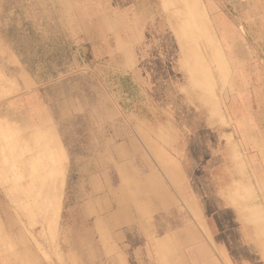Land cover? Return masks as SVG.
Wrapping results in <instances>:
<instances>
[{
	"label": "rangeland",
	"instance_id": "1",
	"mask_svg": "<svg viewBox=\"0 0 264 264\" xmlns=\"http://www.w3.org/2000/svg\"><path fill=\"white\" fill-rule=\"evenodd\" d=\"M190 2L0 0V264H264V0H195L219 70Z\"/></svg>",
	"mask_w": 264,
	"mask_h": 264
},
{
	"label": "bare ground",
	"instance_id": "2",
	"mask_svg": "<svg viewBox=\"0 0 264 264\" xmlns=\"http://www.w3.org/2000/svg\"><path fill=\"white\" fill-rule=\"evenodd\" d=\"M190 13L191 15L195 16V21H196V28L197 31L200 33V35L202 36L203 32H205L206 37L202 39H206V45H205V49L208 55V61L210 63V65L214 66L216 70H219V64L221 63V54H220V50H218L216 43H214V41L210 39V35L208 34V27H207V23L205 22L204 16H197L202 14L201 11L199 10L197 4H193L192 6H190ZM182 32L184 35L180 36V45L183 47V49H188V46L190 44V42L187 44V41L189 40L186 36L188 34V28L186 25H184L182 27ZM208 35V36H207ZM191 45H193L191 43ZM182 50V53L185 57H189V53L191 52V56H192V60H193V65L194 67H198L201 66L202 63V54L201 55H197L194 52L193 47L191 46L190 50L185 52V50ZM197 76V79H200L199 74H195ZM195 76V77H196ZM61 172H62V163L61 162H57L56 163V168L55 171L50 174V183L48 186V191L49 193H58L60 190V187L62 185V178H61ZM57 210H58V202L57 201H53V202H49L48 201V211H49V215H51V222L50 224L52 225L54 222V216L57 214Z\"/></svg>",
	"mask_w": 264,
	"mask_h": 264
},
{
	"label": "crops",
	"instance_id": "3",
	"mask_svg": "<svg viewBox=\"0 0 264 264\" xmlns=\"http://www.w3.org/2000/svg\"><path fill=\"white\" fill-rule=\"evenodd\" d=\"M193 4H195V0H191V2L190 3H186V5H184L183 6V4L180 6L181 8H185L186 6H192ZM183 8V9H184ZM197 16H200V15H197ZM194 44H196L195 42H194ZM182 47V46H181ZM195 52V51H194ZM196 53V52H195ZM197 54V53H196ZM198 55V54H197ZM199 56V55H198ZM188 64V63H187ZM198 69H201V68H203L204 69V67L203 66H198L197 67ZM192 74V76H193V78H192V81H193V79L195 80V76H194V74L193 73H191Z\"/></svg>",
	"mask_w": 264,
	"mask_h": 264
}]
</instances>
